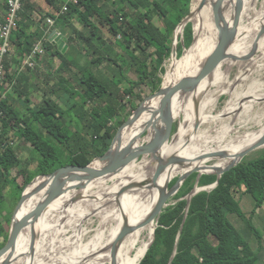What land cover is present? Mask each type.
<instances>
[{
	"label": "trees",
	"instance_id": "1",
	"mask_svg": "<svg viewBox=\"0 0 264 264\" xmlns=\"http://www.w3.org/2000/svg\"><path fill=\"white\" fill-rule=\"evenodd\" d=\"M46 2L52 12L43 15L32 0L24 1L0 84V106L4 112L0 119V250L9 239L13 216L6 190L11 188L9 196L19 203L35 178L69 165L87 166L109 151L117 134L114 120L120 111L129 104L133 111L138 108L132 101L135 97L141 98L138 90L150 88L154 94L162 88L163 79L159 75L165 73L164 64L172 56L175 35L183 28L179 25L190 14L193 0ZM207 15L205 10L203 20ZM4 18L0 16V26ZM50 22L54 23L52 27H44ZM54 30L60 31L69 46L66 54L50 42ZM40 42L47 56L61 62L55 74L47 77L48 89H44L41 102L35 107L19 109L13 96L2 100L8 89L12 88L26 103L31 102L29 94L34 95L36 91L29 92L27 87H22V80L10 74L11 64L22 63ZM193 42L194 26L190 22L184 29V44H178V57ZM133 47L141 51L140 55ZM74 48L87 56V65H77L79 61L70 53ZM199 67L200 56L196 54L191 61V73H196ZM132 70L135 78L129 76ZM189 75L190 72L186 77ZM54 96L62 104L56 102ZM155 102L145 105L150 110ZM142 122L124 130L123 142ZM15 139L20 142L19 147L30 145L33 148V155L38 157L35 170H30V162L22 165ZM94 165L98 167L99 163ZM197 176L195 173L185 181L175 196L176 204L164 210L155 240L151 247L150 241L140 255L138 264H257L263 251V239L255 234L258 231L252 216L264 206V152L224 174L219 186L211 192L203 191L193 197L188 209L185 197L193 190ZM178 179H174L170 187ZM217 179L215 175H203L199 186L212 185ZM239 193L251 196L254 201L250 218L236 198ZM230 215L247 221L251 236L258 239L257 249L245 241L230 221ZM30 233L31 228H27L18 243L26 241Z\"/></svg>",
	"mask_w": 264,
	"mask_h": 264
},
{
	"label": "bare ground",
	"instance_id": "2",
	"mask_svg": "<svg viewBox=\"0 0 264 264\" xmlns=\"http://www.w3.org/2000/svg\"><path fill=\"white\" fill-rule=\"evenodd\" d=\"M199 2L200 0H196L193 5L195 15L192 22L194 23L196 35L194 46L197 44L196 50L201 53L200 67L196 73H190L188 77L194 76L200 71L216 45L214 32L203 23L202 15L205 8L201 12L197 11ZM257 2L258 0H247L248 8L245 17L247 16L248 23L245 24V28L241 29L243 32L242 39L237 41L235 46L231 48L230 52L232 54L241 56L251 51V44H254L264 27V3L261 10L258 11L255 9ZM250 3L251 7H249ZM250 11L252 14H249ZM263 45L264 41L259 42V47ZM260 52L262 53L261 61L255 59L252 62L253 65L258 67H261L264 62V47ZM226 63H230L228 64L230 67L237 64L232 61H227L224 64ZM221 67L217 69L211 78L204 80L195 92L175 100L174 114L184 107L191 118L192 124L190 123L187 128L181 129L176 138L177 142L170 144L169 148L162 147L159 155L164 160L173 155L185 158L190 161L189 164H186L187 166L171 165L160 176L156 187L149 185L135 187L122 194V189L130 184L152 182L155 167L152 159L148 160L146 158L141 164L135 162L127 166L126 168H129L128 172L118 180L117 177L108 178L106 181L92 184L82 191H71L65 197L58 199L51 211L42 219L39 229L43 235L36 246L35 252L31 253L30 251V233L26 241L18 243L14 263L138 264L140 255L147 248L150 241L152 243L159 223L158 218L152 221H149V218L158 203L160 189L167 186L176 177L182 176L195 168L200 169L201 173H213L217 169L227 167L235 161L238 154L257 143L264 134V84L256 80L252 85L243 88L244 84L250 79V73L247 74L246 72L251 69L250 66L245 64L240 66V77L243 86L234 91L231 96L232 99L225 110L215 118L217 121V118L224 114L221 121L223 132L220 131L219 137L211 140L210 132H204L201 128L198 131L195 130L196 122H199L200 127L213 124L212 118L209 116L214 108L210 107L209 103L215 97L219 98L225 93L219 91L218 88L228 81V74ZM180 71L181 67L178 65L171 69L165 81L167 83L166 88L175 85V80L178 78ZM215 75H217L216 78ZM213 88L216 89L212 90ZM247 99L251 100L246 102ZM188 102L189 104H187ZM158 105L159 100L150 110H155ZM195 105H198V108H195ZM239 111L242 112L239 114ZM147 114L136 124L141 121L144 122ZM151 115L153 113L149 114V116ZM251 117H253L252 120ZM154 118L152 116L129 139L127 144H132L134 147L141 146L142 144L137 136L147 128ZM250 125L256 126V129L249 130ZM152 134L146 138V142L151 139ZM219 151L228 152L231 157L219 159L211 166L207 163L212 159L205 158L201 160L202 157ZM108 181H111L112 185H109ZM200 191L202 190L198 188L196 192ZM80 193L83 199L73 203ZM42 200L41 195L29 200L24 205L19 217L27 216L33 212ZM126 226L131 227L132 231L121 238Z\"/></svg>",
	"mask_w": 264,
	"mask_h": 264
},
{
	"label": "water",
	"instance_id": "3",
	"mask_svg": "<svg viewBox=\"0 0 264 264\" xmlns=\"http://www.w3.org/2000/svg\"><path fill=\"white\" fill-rule=\"evenodd\" d=\"M210 1L211 0H200L197 11L201 12L209 4ZM193 2L190 14L182 22V24L179 25V27H183V29H185V27L190 22H192V19L195 15ZM246 10L247 0H215V3H213V16L214 24L218 29L217 45L196 75L185 77L177 84L168 88L164 87L163 83L160 91L150 95L147 100L144 101V103L134 111L133 115L120 127L109 151L102 157L97 158L87 166L83 167L69 165L58 169L52 174L39 176L32 181V183L24 191L21 200L19 201L18 206L15 210V213L12 216V225L9 239L5 247L0 250V264L14 263L19 237L27 228H31L30 251L31 253L35 252L36 246L41 241V237L43 235V233L39 229L42 218L58 199H61L71 191H82L87 185L92 184L94 181L112 178L113 176L118 175L127 166L139 161L143 157H152V163L155 167L152 182L130 184L122 189V194L135 187H144L148 185L151 187H156L158 179L169 166H187L186 164L190 163V161H188L187 159L178 156L173 155L164 160L159 155L162 147H164L165 144L169 143L171 137L173 136L175 122L173 108L175 105V100L179 97H186L195 92L197 88H199L201 83L204 80L211 78L217 71V69L223 66L225 62L230 60L236 63L249 62L255 58V56L259 52V42L264 36V27L261 29L257 39L255 40L251 51L246 55L240 56L232 54L230 52L231 48L235 46L237 41L242 39L243 32L241 31V28ZM230 16L232 17L231 23L229 22ZM179 39L180 37L177 39L175 36L176 41L174 42L172 52L173 58H176L178 56L177 40ZM180 41L184 44V39H180ZM195 41L196 38H194V43ZM50 42L54 45H58L59 50L63 54H66L67 50L69 49V46L65 43L62 34L58 33L57 30H54L50 34ZM155 100H159V105L155 110L151 111L145 104H147L149 101ZM195 108H198V105H195ZM146 113H153L155 118L147 126V128H145L138 134L137 139H142L144 134H147L149 136L151 133H153L151 139L146 144L139 147H134L132 144L124 145V130L133 127ZM199 126V122H196L195 130L198 131ZM263 147L264 134L259 139V141H257V143L238 154L235 161L230 163L227 167L223 169H217L213 173H201L200 169L195 168L180 176L173 187H170L169 184L164 188H161L158 203L151 217L149 218V221L160 218L164 210L168 206H170L169 203L172 198L179 193L185 181L193 174L198 173L199 178L195 190L186 198L188 200V209L193 197L198 193L196 191L199 188V180L204 174L217 176V181L213 185L208 186L211 190H213L219 186L220 180L224 174L230 172L232 169L240 165L250 153ZM229 157L231 156L228 152L219 151L216 153H212L211 155L204 156L201 158V160H204L205 158L219 160L227 159ZM95 162H98L100 166L96 167L94 165ZM199 189L209 191L207 190V188ZM40 195L43 196V200L37 205L33 213L27 216L19 217V211L22 209L23 205L27 201ZM80 199H83L81 193L74 199L73 203H76ZM130 231H132V228L126 226L121 238ZM154 240L155 233L151 245L153 244Z\"/></svg>",
	"mask_w": 264,
	"mask_h": 264
},
{
	"label": "rangeland",
	"instance_id": "4",
	"mask_svg": "<svg viewBox=\"0 0 264 264\" xmlns=\"http://www.w3.org/2000/svg\"><path fill=\"white\" fill-rule=\"evenodd\" d=\"M115 1V0H113ZM195 1V0H194ZM113 3V2H112ZM194 3V2H193ZM263 3H264V0H258V2L256 3L255 5V9L256 10H261V8L263 7ZM111 5V4H109ZM251 3L249 4V7ZM112 6V5H111ZM247 8H248V5H247ZM207 11L208 12V17L205 18V20H203V22L205 24H207L209 26V29H211L214 34H215V44L217 45V41H218V29L216 28L215 24H214V16H213V1H210L209 4L207 5V7H205V9L203 10V13L204 11ZM247 12V10H246ZM254 13V12H253ZM233 14V13H232ZM246 14V13H245ZM245 14H244V17H243V23H242V28H245V24L248 23V19L245 17ZM249 14H252V12L250 11ZM202 18H203V15H202ZM156 21V20H155ZM232 21V17L230 16L229 17V22ZM157 22V21H156ZM193 23V22H192ZM193 26H194V23H193ZM241 28V29H242ZM184 29L182 28L180 33H178L176 36V38L178 39L180 37V39H184ZM53 32V31H52ZM194 38H196V35H195V31H194ZM121 39V38H120ZM177 40V43L178 44H181V41ZM176 41V40H175ZM264 41V36L263 38L261 39L260 42ZM194 43V42H193ZM195 44V43H194ZM215 45V47H216ZM196 46L197 44L194 46L192 44V46L189 48V49H185L183 51V54L181 57H176V58H173V56H171L170 59H168L165 64H164V69H165V73L164 74H160L159 77L163 79V83H164V87L167 86V83L165 82L169 76V73L171 71V69L173 67H175L176 65H178L179 67H181V71L178 75V78L175 80V84H177L180 80H182L183 78H185L187 76V74L190 72L191 73V61L193 59V57L197 54L200 56V51L196 50ZM253 47V44H251L250 48ZM264 47L261 46L259 47V52L257 53V55L255 56V58L249 62H239L237 63L235 66L233 67H230V63H226V64H223V66L221 68H223V71H225V73L228 74V81L226 84H224L223 86H221L220 88H218L219 91H222V92H225L223 93L221 96H219V98L215 97L213 100L210 101L209 103V106L212 108H214L212 114H210V118H212V122L213 124L210 125V126H199V128H201V130H204V132H210L209 133V136H211V140L213 139H217L219 137V135L221 134V132H223L222 130V127H223V123L221 122L223 117H224V114H221L218 118H217V121H216V117L219 113H221L222 111L225 110V108L227 107L228 103L231 101L232 99V94L234 93V91H236V89H238L239 87L243 86V82L241 80V77H240V66L245 64L247 66H250L251 69H249V71H247L246 73H250V79L244 84L243 88H246L247 86H250L252 85L256 80H259L262 84H264V62L263 64L261 65V67H258L257 65H253L252 62L256 59L257 61H261V58H262V53L260 52L261 49ZM249 48V49H250ZM133 51H137L136 54L137 55H140L141 51L136 49V47H133L132 49ZM68 52V50H67ZM66 52V53H67ZM250 52V51H248ZM247 52V53H248ZM72 53L71 55L74 57V60L75 61H79L78 64H82V65H87V62H88V58L85 54L83 53H80V51L77 49V48H74L71 50ZM247 53L245 54H242L241 56L243 55H246ZM46 56V55H45ZM44 56V57H45ZM79 57H81L82 59H80ZM46 58V57H45ZM51 56L49 57V61H50V65H52V69L53 71L58 67L57 65L60 64V60L59 59H53V62H51ZM87 59V62H86V59ZM77 59V60H76ZM263 60V59H262ZM264 61V60H263ZM231 62V60L229 61ZM240 65V66H239ZM260 68V69H259ZM31 69H34V68H31ZM50 69V68H48ZM199 70V69H198ZM259 71V73H258ZM43 75V74H41ZM129 76L131 78H135L136 75L135 73L132 71H130L129 73ZM217 75H215V78H216ZM44 82V81H43ZM163 83H162V86H163ZM145 89V90H144ZM142 90H138V93L141 95V98H138V97H135L132 101L133 103L135 104V106H140L141 104L144 103V101L147 100V98L152 95L151 93V90L150 88H144ZM216 88H213L212 90H215ZM210 91V89H209ZM42 94V92H41ZM53 99L56 101V102H59V104H62L60 101L57 100V98L54 96ZM249 100L251 99H247L246 102H249ZM37 100L35 99V102ZM157 101V100H156ZM261 102V101H259ZM263 102V101H262ZM156 103V102H155ZM189 104V102L187 103ZM258 105V104H256ZM208 106V107H209ZM65 107V106H64ZM242 111H239V114L241 113ZM134 111H133V108H132V105H127L123 110L120 111V114L119 116L114 120V125L117 127V132L118 130L120 129V127L122 126L121 123L122 122H126L132 115H133ZM147 114V113H146ZM150 113H148L145 117V121L143 122L142 125L138 126L132 133H130L128 135V137L126 138V140L123 142L124 145H128L127 142L129 141V139H131L135 134L136 132L142 128V126L154 115H151L149 116ZM175 116V122H174V130H173V136L171 137L169 143L165 144V147L166 148H169L170 147V144H173L176 141V138L178 137L179 133H180V130L183 129V128H187L190 123H191V118L189 116V114L187 113V111L184 109H181V110H178L176 112V114H174ZM226 117V116H225ZM253 117H251V120H252ZM139 122V121H138ZM192 124V123H191ZM202 125V124H201ZM249 127V126H248ZM249 130H254L256 129V126H252L250 125V127L248 128ZM199 130V129H198ZM221 131V132H220ZM125 132V131H124ZM123 132V133H124ZM147 134H144L142 139H140V142L142 145L146 144V138H147ZM113 143V142H112ZM19 144V141L17 139L14 140V145L17 147ZM264 152V148L262 149H259V150H256V151H253L252 153H250L246 159V160H250V159H253V158H256L258 156H260L262 153ZM20 157L23 159V160H27L30 158V169L33 171L35 170L36 166H37V161H36V156L35 155H32L31 154H27V155H20ZM152 159V157H143L142 159H140L139 161H137V164H141L144 162L145 159ZM217 160H212L210 162L207 163V165L211 166L213 165L214 163H216ZM129 168H125L123 171H121L118 175L116 176H113L112 178H115L117 177L116 179H120L122 176L126 175V173L128 172ZM13 175H15V172L13 173ZM206 175V174H204ZM180 176L176 177L175 179L179 178ZM198 178H199V174L197 176V178L193 181V184H197L198 182ZM201 179V178H200ZM22 182V180H21ZM111 182V181H110ZM108 181V184L109 185H112ZM173 181H171L169 184L171 185ZM200 182V180H199ZM94 184H98V183H94ZM168 184V185H169ZM92 184H89L87 185L84 189H87L88 187H90ZM213 185V184H212ZM195 186L193 188V190L190 192V194L195 190ZM210 186V185H208ZM208 186H204V187H200L199 188H208ZM83 189V190H84ZM209 191H206V192H210L212 191L211 189H207ZM214 190V189H213ZM11 188H8L6 190V193L8 194V199H7V203H8V206H9V211L12 215H14L15 213V210L18 206V203L17 201L13 200L11 196H9V194H11ZM80 191V190H78ZM204 189L200 192H198L196 195H198L199 193L203 192ZM69 194V193H68ZM188 194V195H190ZM67 195V194H66ZM195 195V196H196ZM194 196V197H195ZM246 196V197H245ZM65 197V196H63ZM187 198V197H185ZM236 198L237 200L240 202V206L241 208L243 209V211L245 212L247 218H250L249 215H251V211H252V207L250 204L254 205V201L253 199L251 198V196L249 195H241V193L239 194H236ZM175 197L172 198V200L170 201L169 205H174L176 204V201H174ZM28 202V201H27ZM26 202V203H27ZM25 203V204H26ZM24 204V205H25ZM23 205V207H24ZM22 207V209H23ZM54 207V205L50 208V210L48 212L51 211V209ZM22 209L19 211V214L21 213ZM264 209V208H263ZM47 212V213H48ZM111 212V211H110ZM264 213V212H263ZM262 213V214H263ZM11 215V216H12ZM47 215V214H46ZM229 219L230 221L236 226V228L240 231L241 235L243 236V238L245 239V241L247 242H250V244L254 247V249H257L258 248V239L256 236H251L253 233L251 230H249L248 226H247V221H245L243 218H239L238 216L236 215H230L229 216ZM252 221L254 223V225L257 227V231L258 232H255V234L257 233V235L259 236L260 239H263L262 240V249L263 251L261 252L260 254V257H259V261L257 264H264V222L261 223L260 221V218L257 217L255 215V217L252 216ZM157 228H158V225H157ZM156 228V229H157ZM16 264V262L14 263Z\"/></svg>",
	"mask_w": 264,
	"mask_h": 264
},
{
	"label": "crops",
	"instance_id": "5",
	"mask_svg": "<svg viewBox=\"0 0 264 264\" xmlns=\"http://www.w3.org/2000/svg\"><path fill=\"white\" fill-rule=\"evenodd\" d=\"M32 2L38 6V8L41 10V12H43V15H45L46 13L52 12V8L47 4L46 0H32ZM5 4H7L6 0H0V16H2V17H4L5 13H6V11L4 10ZM53 24H54L53 22H50V25L45 24L44 27L50 28V27H52L51 25H53ZM77 26L80 27L78 24H77ZM57 31H58V33H60L59 30H57ZM45 57L37 59V64H36L35 69H30V67L26 65L27 56L25 57V59L23 60L22 63L12 62V64H11L10 74L15 76L16 79L22 80L21 81L22 87H27L26 89H28L29 92L36 91V93L34 95L29 94L31 102L26 103L23 98H18L17 94L12 90V88H11V90L8 89L9 90L8 93L2 97V100H6L8 96H13L14 99H16V101H17V106L19 107V109L25 108L26 106L27 107L28 106L35 107V105L39 104L42 100V96L44 94V89L45 90L48 89L46 82L49 81V79L47 77L51 74H55L56 70L58 69V67L60 65V64H58L57 65L58 67L53 71V69L51 68L52 65H50L51 63L49 61V56L46 55ZM50 59H51V62H53L52 57ZM54 59L57 60L58 58H54ZM48 68H50V69H48ZM41 74H43V75H41ZM52 84H54V83H52ZM37 91H39V92H37ZM41 92H42V94H41ZM35 99L37 100L36 102H35ZM22 112H23V110H22ZM17 147H18L19 159L21 160L22 165H24L26 162L29 163L30 158L27 160H23L20 157V155L31 154V156H32L33 155V148L30 145L26 146V147H19V146H17ZM37 158L38 157H36V161H37ZM19 183H22L21 179L19 180ZM250 205H251L252 210H253L254 205H252V204H250ZM263 208H264V206L260 209L255 210L256 211L255 215L260 218L261 223L264 222V213H263L264 209ZM255 215H254V217H255Z\"/></svg>",
	"mask_w": 264,
	"mask_h": 264
},
{
	"label": "built area",
	"instance_id": "6",
	"mask_svg": "<svg viewBox=\"0 0 264 264\" xmlns=\"http://www.w3.org/2000/svg\"><path fill=\"white\" fill-rule=\"evenodd\" d=\"M25 0H8V10L5 15L4 24L0 26V84L5 76V59L12 48V35L16 30L19 13L22 11ZM64 10H67L65 7ZM46 55V50L40 42L35 45L32 52L27 56L26 65L35 68L37 59ZM4 112L0 106V119Z\"/></svg>",
	"mask_w": 264,
	"mask_h": 264
}]
</instances>
